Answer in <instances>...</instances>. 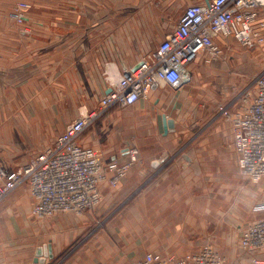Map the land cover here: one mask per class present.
<instances>
[{"label":"rangeland","instance_id":"obj_1","mask_svg":"<svg viewBox=\"0 0 264 264\" xmlns=\"http://www.w3.org/2000/svg\"><path fill=\"white\" fill-rule=\"evenodd\" d=\"M151 1L159 11L158 22L165 24L166 28V32L153 33L152 43L157 45L172 31L182 11L201 0ZM0 8L5 10L9 25L24 22V18L15 16L18 13V0H0ZM27 14L28 12L24 14L25 17ZM262 35L261 41L251 46L233 38L227 39L222 59L210 60L207 54L201 53L193 70L194 75L198 79H209L213 75V80L215 75H231L235 84L241 86V91L248 88L253 78L264 70V29ZM4 40L8 39L0 34V41ZM6 46L0 45V124L8 129L11 126L12 132L17 133V139H13L18 142L20 154L13 159L6 156L10 166H16L24 163L61 133L66 128L62 123H70L80 117L78 109L84 100L91 102L92 108H98L99 94L84 96L75 91L73 95L71 93V96H65L59 87L53 91L39 85L32 90L29 88L22 95V91L18 90V54H23L18 53V45ZM40 77L46 84V75ZM239 93L240 89L238 93H232L230 101ZM173 95V89L163 87L146 100L148 102L145 103L153 108L152 105L157 102L155 100L162 97L161 105L154 107L160 109L156 112L157 124L151 121L149 114L140 112L142 108L114 107L102 113L84 132L83 138L95 129L101 135L98 137L99 142L115 144L116 147L118 145V149L135 145L140 154L141 151H146L140 143L150 140L156 144L153 146L156 151L162 149L170 155L197 151L200 146L196 137L206 134V121L216 120L219 116L215 115V111L206 112L210 107L206 104L203 108L205 116L200 117L194 102L195 95ZM203 103L205 102H199ZM162 109L172 115L175 122L167 140H160L163 137L160 124ZM18 135L22 137L21 140H18ZM229 142V175L215 173L211 181L216 186L213 192L180 191L174 193L178 196L166 198L162 190L158 192L152 186L158 181L161 166L156 161L154 171L157 172L152 175L147 173L145 177L141 174L139 182L128 183L126 175L118 184L105 186L103 200L96 208L79 216L71 213L58 214V217L64 218V225L77 234L61 256L65 258L64 262L59 264H72L79 256L86 258V253L88 264H128L146 252L157 251L177 257L196 251L206 244L223 252L234 249L240 259L241 236L251 223L248 222L249 216L256 215L254 211L257 212L256 209L264 203V178L258 184H251L244 178L237 167L236 158L234 159L232 133ZM83 143L90 145L85 141ZM154 148L152 150L155 152ZM140 162L141 159L136 164ZM244 191L246 198L243 204L238 198ZM161 194L167 202L173 199L172 204L174 206L175 201L176 207H167L166 204L161 206L158 202ZM228 201L230 202L226 205Z\"/></svg>","mask_w":264,"mask_h":264},{"label":"crops","instance_id":"obj_2","mask_svg":"<svg viewBox=\"0 0 264 264\" xmlns=\"http://www.w3.org/2000/svg\"><path fill=\"white\" fill-rule=\"evenodd\" d=\"M151 2L35 0L24 22L18 25H9L5 10L0 8V34L8 39L0 41V45H18V49L22 50H18V53L23 54H18V90H21L23 95L29 88L32 90L33 87L38 88L41 85L53 91L59 87L65 96H71L75 91L84 96L107 92L108 71L117 75L125 67L137 65L146 53L158 45L152 43L153 33L166 32L165 24L158 22L159 11ZM197 60L190 66L192 82L181 90H174V95H195L194 102L200 117L205 116L203 108L208 104L210 107L208 106L206 112L215 111L219 118L206 121V134L196 137L200 146L197 151L183 152L180 156L177 153L170 155L162 149L156 151L153 147L156 144L151 140L141 142L142 149L146 148V151H141L140 164H135L127 174L128 183L139 182L141 174L145 177L147 173L152 175L157 172L154 171V164L158 161V165H161L158 170L159 177L152 186L156 187L158 192L162 190L166 198H174L178 196L174 193L180 191L213 192L216 186L211 181L215 173L224 176L229 175L230 171L229 136L232 131L226 120V113L230 109H227L231 102L230 95L238 93L239 89L241 91V86L235 84L231 75H215L214 80L213 75L209 79H198L193 73ZM40 75H46V84L42 82ZM161 99L162 97L155 100L156 106L161 105ZM200 101L205 103L199 104ZM145 102L148 101L141 100L135 107L142 108L140 112L149 114L151 121L157 124L156 112L160 109H154L155 105L151 108L150 104ZM81 104L78 109L81 114L92 108V103L87 100ZM161 111L163 137L160 140H167L174 128L165 134L163 115L167 112L165 109ZM166 115L174 119L172 115ZM68 123L69 121H66L62 125L66 127ZM99 136L100 133L94 129L83 141L101 150L106 158L115 157L125 148L118 149V145L116 147L115 144H103L98 141ZM13 138L17 139V133L12 132V127L9 126L8 129L0 124V165L9 168L19 166H10L6 160V156L10 159L17 158L21 151L18 149V142ZM21 138L18 135V140ZM233 154L235 159L237 156L234 149ZM235 160L237 161V158ZM245 198L244 191L238 200L244 204ZM167 201L162 198V194L158 197L161 206L166 204L167 207H176L175 201V205L172 204L173 199ZM31 205L32 198L25 187L17 189L0 204V264H34L37 250L49 243L52 244L54 256L47 258L45 264L64 262L65 258L61 256L66 247L76 239L77 234L64 225L63 217L57 216L45 221L34 219L30 213ZM254 212L256 215L251 214L248 222L264 216V209ZM219 250L229 263L255 264L250 256L238 259L234 249L227 252ZM87 260L89 261L86 253V258L79 256L72 264H88Z\"/></svg>","mask_w":264,"mask_h":264},{"label":"built area","instance_id":"obj_3","mask_svg":"<svg viewBox=\"0 0 264 264\" xmlns=\"http://www.w3.org/2000/svg\"><path fill=\"white\" fill-rule=\"evenodd\" d=\"M11 1V0H7ZM35 0H18L17 18H25ZM264 0H201L187 6L172 31L133 67L106 75L110 93H99V106L68 123L63 133L15 168L0 165V204L25 187L32 198L31 216L39 221L61 213L82 215L103 200V188L118 184L139 162V148H123L113 158L83 143L84 132L104 112L128 109L163 87L181 90L192 82L190 66L201 53L225 56L226 40L246 46L263 38ZM138 67V68H136ZM136 68V69H135ZM230 108V109H229ZM225 111L232 131L237 167L251 184L264 178V70ZM264 209V203L258 210ZM240 260L250 256L264 264V216L243 231ZM129 264H230L211 244L182 256L146 252Z\"/></svg>","mask_w":264,"mask_h":264},{"label":"water","instance_id":"obj_4","mask_svg":"<svg viewBox=\"0 0 264 264\" xmlns=\"http://www.w3.org/2000/svg\"><path fill=\"white\" fill-rule=\"evenodd\" d=\"M138 68V67H136ZM135 68V69H136ZM110 93V90L107 91ZM163 122H164V130L165 134L169 132L170 129L175 127V122L173 119L168 118L166 114L163 115ZM53 247L52 244L49 243L48 245L44 246L43 248H39L36 252V258L34 260V264H45L47 258H53Z\"/></svg>","mask_w":264,"mask_h":264},{"label":"bare ground","instance_id":"obj_5","mask_svg":"<svg viewBox=\"0 0 264 264\" xmlns=\"http://www.w3.org/2000/svg\"><path fill=\"white\" fill-rule=\"evenodd\" d=\"M115 65V64H114ZM101 93V92H100ZM93 106V105H92ZM92 109V108H91ZM84 110V109H83Z\"/></svg>","mask_w":264,"mask_h":264}]
</instances>
